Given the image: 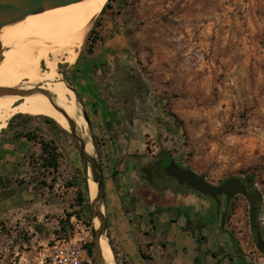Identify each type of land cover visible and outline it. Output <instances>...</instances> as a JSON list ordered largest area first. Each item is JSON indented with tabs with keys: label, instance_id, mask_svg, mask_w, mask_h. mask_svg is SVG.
Masks as SVG:
<instances>
[{
	"label": "rangeland",
	"instance_id": "rangeland-1",
	"mask_svg": "<svg viewBox=\"0 0 264 264\" xmlns=\"http://www.w3.org/2000/svg\"><path fill=\"white\" fill-rule=\"evenodd\" d=\"M96 18L78 50L75 63L59 62L57 72L74 83L78 80L73 72L84 66L85 58L90 56L84 43L92 31L88 42L96 38L94 57H100L109 46L115 51V58L134 60L149 90L146 100L157 114L171 121L169 130L165 121L157 120L153 124V128L162 129L164 133V136H156L162 152L174 160H182L186 168L213 185L227 178L241 181L252 174L251 192L261 195L255 204L259 212L255 223L262 227L264 0H112L109 8ZM76 90L91 122L93 115L86 104L84 88L77 85ZM24 116L13 121L19 132H35L36 142H53L57 148L59 156L55 170L42 167L41 156L37 162L39 171L55 183L66 206L55 238L41 247L46 250L43 264L48 263L49 247L69 237L78 239L84 260L93 264L87 253V246L94 239L92 227L87 225L85 217H67L79 210L77 187L72 183L81 182L86 175L76 144L68 132L61 133L45 124L39 118L43 116L32 119ZM157 118L160 117L157 115ZM92 135L94 137L93 131ZM146 142L154 145L152 138ZM148 151L155 149L150 147ZM160 200L153 199L154 202ZM210 201L202 197V208ZM223 210L221 200V214ZM248 210V203L242 196L234 197L224 227L257 264H264V260L260 261L264 259L261 255H264V237L260 236L263 246L259 251L251 239L254 233ZM22 237L28 239L27 235Z\"/></svg>",
	"mask_w": 264,
	"mask_h": 264
},
{
	"label": "crops",
	"instance_id": "crops-1",
	"mask_svg": "<svg viewBox=\"0 0 264 264\" xmlns=\"http://www.w3.org/2000/svg\"><path fill=\"white\" fill-rule=\"evenodd\" d=\"M99 82L85 77L83 87L103 173L106 236L117 264H257L221 230L217 203L210 199L202 208L200 194L179 196L156 186L158 159L140 138L148 127L131 123L127 101L121 105L113 90L104 98ZM39 156L40 144L15 123L0 131V264H43L41 247L55 238L66 213L55 183L39 171Z\"/></svg>",
	"mask_w": 264,
	"mask_h": 264
},
{
	"label": "bare ground",
	"instance_id": "bare-ground-1",
	"mask_svg": "<svg viewBox=\"0 0 264 264\" xmlns=\"http://www.w3.org/2000/svg\"><path fill=\"white\" fill-rule=\"evenodd\" d=\"M108 0H83L67 7L47 10L37 15L4 27L0 31V88L29 90L40 86L55 98L74 123L86 143V152L92 154L88 129L76 102L74 93L62 82L57 64L75 63L96 17ZM15 114L44 116L54 120L62 129L71 131L66 118L49 105L48 100L38 94L0 97V131ZM91 196L96 185L89 181ZM97 227L99 222L93 220ZM101 256L105 264H116L108 240H100Z\"/></svg>",
	"mask_w": 264,
	"mask_h": 264
},
{
	"label": "water",
	"instance_id": "water-1",
	"mask_svg": "<svg viewBox=\"0 0 264 264\" xmlns=\"http://www.w3.org/2000/svg\"><path fill=\"white\" fill-rule=\"evenodd\" d=\"M83 0H0V31L9 25L18 23L28 16L37 15L39 13L45 12L51 9H57L60 7H67L72 4L81 2ZM97 19V18H96ZM96 21V20H95ZM94 21V22H95ZM94 24V23H93ZM93 26V25H92ZM91 29V28H90ZM90 31V30H89ZM89 33V32H88ZM88 35V34H87ZM87 37V36H86ZM86 39V38H85ZM1 48H0V60L2 59ZM60 74V73H58ZM62 82L70 89L76 98V102L80 108L82 117L86 123L89 139L92 145L93 152L92 154H88L86 152V143L84 139H82L81 134L78 133L76 126L74 123L67 117L64 110H62L55 102V98L50 95L48 92L43 90L40 86H35L29 90H18L17 88H0V97L1 96H11L18 95L20 97L25 96L26 94H38L44 96L49 105L52 107L54 111L62 115L66 118L68 124L70 125L71 131L68 132L77 147L79 156L85 168L87 183L89 189V206L90 212L92 216V225L94 230V239L91 246V258L93 260V264H105L100 250V240L102 236L106 237V216L104 209V189H103V173L100 167L98 153L96 150L94 137L92 135L90 122L87 117V114L76 94L74 88L70 85V83L62 77ZM168 175L171 176L177 183L184 184L186 187L191 190L209 197L211 199H215L217 201V197L220 195L225 196V212L224 215L220 219V227H224V219L225 214L228 211L230 201L233 197L242 196L248 203L249 207V223L251 226H254L256 219V209L255 204L260 201L261 195L260 193H250L247 191L246 187L242 182L237 178H227L222 180L217 185H211L203 176H200L190 170H181L177 166L174 165L172 161H169L166 165ZM89 181L93 182L96 185V189L94 191V196H91ZM173 185L174 183L171 182ZM161 186V185H159ZM164 187V186H163ZM218 203V201H217ZM97 219L99 224L96 227L93 224V220ZM109 244V241H108ZM110 246V245H109Z\"/></svg>",
	"mask_w": 264,
	"mask_h": 264
},
{
	"label": "flooded vegetation",
	"instance_id": "flooded-vegetation-1",
	"mask_svg": "<svg viewBox=\"0 0 264 264\" xmlns=\"http://www.w3.org/2000/svg\"><path fill=\"white\" fill-rule=\"evenodd\" d=\"M114 55H115V51L107 49L102 52V55L100 57H94L95 55L94 53H92L90 54V56L85 58L86 62L84 66H82L81 68L79 67L75 71V73L73 72V75L74 76L76 75L77 79L80 80L79 84H78V80L76 79L74 83V81L70 80L67 76H64V78H66L69 81L70 85L75 89L77 94L78 92L76 90V86L77 85H80L81 87L84 86L83 84L85 82L84 75H86V77L89 78L92 77L93 79L94 77L98 78V81L100 82L96 84H98L99 88L101 87L104 98L111 96L110 94H108V91L110 90L119 93L118 95H120V104L122 105V102L124 100L127 101L129 107L128 118L130 122L133 124L140 123L142 124V126L148 127L149 131L145 134L141 133L140 138L145 143L147 149L150 147H153V149H155V151H151L150 153L154 157H156V159H158V161L156 162L158 165V163L166 159V157H164V153L161 150L162 147H160L159 143L157 142L156 136H160V135L164 136V133L162 129L153 128L154 127L153 124H155L157 120L165 121V123L167 124L166 128L169 130V128L171 127V121L169 120V117L166 118L163 114L160 113L157 114V111L154 108V106L150 104L149 100H146V98L148 99L149 97V90L147 86L143 84L142 79L139 76V68L135 63V61L130 59L126 60L123 58H115ZM101 79H103L102 81L103 83H101ZM112 79H116V81L114 82V86ZM157 115L160 118H157ZM162 128L165 130V127ZM151 138L153 139L154 142L153 146L149 145V143L146 142V139H151ZM166 155L169 154L167 153ZM167 158L168 159L165 161L164 168L162 167L160 168V166H157V170H156L157 172L155 174L156 186L158 188H165V190L171 191L172 193L179 196L182 195L183 193L199 194L191 190L190 188L186 187L184 184L177 183L171 176L168 175L166 165L169 161H172L174 165L181 170H189V169L184 166L182 160H174L170 155ZM171 182H173L174 185ZM233 199L234 197L231 199V201H233ZM211 200L214 203H217L218 201L217 204L219 205V208H220V201L222 200L224 205V212H225L224 195L218 196L217 201L215 199H211Z\"/></svg>",
	"mask_w": 264,
	"mask_h": 264
},
{
	"label": "trees",
	"instance_id": "trees-1",
	"mask_svg": "<svg viewBox=\"0 0 264 264\" xmlns=\"http://www.w3.org/2000/svg\"><path fill=\"white\" fill-rule=\"evenodd\" d=\"M112 0H109L105 6L103 7L102 11L100 14H103L105 12V10L107 8H109L110 6V2ZM93 31L90 33V35L88 36L87 40L84 43V49L86 50V52L88 54H92L93 53V45L96 42V38L94 40L91 41V43L89 44V40H90V36L92 35ZM86 77V75H84ZM66 79V78H65ZM87 79V78H86ZM67 80V79H66ZM68 81V80H67ZM69 82V81H68ZM79 98V96H78ZM80 99V98H79ZM80 102L83 104L82 100L80 99ZM25 116L21 115V114H17L14 115L8 122H7V126L10 127L11 124L13 123V121L15 119H23ZM26 119H32V117L35 116H28L26 115ZM40 119H42V121L47 124V125H51L53 126V128H56L58 131H60L61 133L67 134L64 129H62L54 120L48 118V117H39ZM21 135H24L25 137H27L30 140L35 141L36 140V135L35 132H31V131H26V132H20ZM40 143V148H41V157H42V167L44 168H50L55 170L58 166V156L59 154L57 153V148L52 145L53 142H39ZM164 157H166V159H164L163 161H161L160 163H158L157 166H160V168H164V164L165 161L168 159L167 157H169V155H166L164 153ZM253 175L252 174H247L245 176L244 180H241L242 184H244V186L246 187L248 192H251V187L253 184ZM73 186L77 187V197H76V206L78 207V211L74 212V214H67V217L70 216H75L77 219H81L82 217H85L86 219V223L88 226H91V232L92 235L94 237V230H93V225H92V216H91V212H90V206H89V189H88V183H87V176H83V178L81 179V182L79 183H72ZM232 201L230 202V206H231ZM229 212L227 211L225 214V219H224V226H225V221L227 220ZM224 215V210L221 214V217ZM259 216V212L256 211V218H258ZM62 223V222H60ZM250 224V223H249ZM251 231L254 233L253 235L251 234V239L254 241V243H256L259 251L262 248V242L260 240V236L264 237V225L262 227H260L259 224H255L254 226H251ZM62 229H64L62 227ZM222 231H225V227L221 228ZM229 236L231 238H233L232 234L229 232ZM110 245V242H109ZM91 246L92 243H90L87 246V253L88 255L91 257ZM113 252V250H112ZM114 255V259L115 262L117 264V260H116V255L113 252ZM262 257L264 258V255L261 253Z\"/></svg>",
	"mask_w": 264,
	"mask_h": 264
},
{
	"label": "built area",
	"instance_id": "built-area-1",
	"mask_svg": "<svg viewBox=\"0 0 264 264\" xmlns=\"http://www.w3.org/2000/svg\"><path fill=\"white\" fill-rule=\"evenodd\" d=\"M48 251L47 264H87L84 260V252L75 237L55 241Z\"/></svg>",
	"mask_w": 264,
	"mask_h": 264
}]
</instances>
